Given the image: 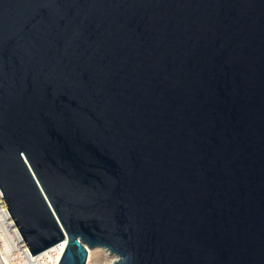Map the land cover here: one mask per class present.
<instances>
[{
    "label": "water",
    "instance_id": "obj_1",
    "mask_svg": "<svg viewBox=\"0 0 264 264\" xmlns=\"http://www.w3.org/2000/svg\"><path fill=\"white\" fill-rule=\"evenodd\" d=\"M0 194L59 264H264V0H0Z\"/></svg>",
    "mask_w": 264,
    "mask_h": 264
},
{
    "label": "built area",
    "instance_id": "obj_2",
    "mask_svg": "<svg viewBox=\"0 0 264 264\" xmlns=\"http://www.w3.org/2000/svg\"><path fill=\"white\" fill-rule=\"evenodd\" d=\"M65 241L32 254L0 194V264H55L65 251Z\"/></svg>",
    "mask_w": 264,
    "mask_h": 264
},
{
    "label": "rangeland",
    "instance_id": "obj_3",
    "mask_svg": "<svg viewBox=\"0 0 264 264\" xmlns=\"http://www.w3.org/2000/svg\"><path fill=\"white\" fill-rule=\"evenodd\" d=\"M95 250H100L101 255H99V256L92 255L91 257L89 256L88 257V262L90 264H109L111 259L115 258V256H113L110 252L106 251L103 248H95Z\"/></svg>",
    "mask_w": 264,
    "mask_h": 264
},
{
    "label": "bare ground",
    "instance_id": "obj_4",
    "mask_svg": "<svg viewBox=\"0 0 264 264\" xmlns=\"http://www.w3.org/2000/svg\"><path fill=\"white\" fill-rule=\"evenodd\" d=\"M64 246H65V248H64V250L66 249V246H67V241H65L64 242ZM105 252V251H104ZM64 253V252H63ZM103 253V252H102ZM63 255V254H62ZM92 255H96V256H99V255H101V252H100V250H95V249H91L90 251H89V256L91 257ZM115 260V258L114 259H111V261H110V263L109 264H112V262ZM59 262H60V258L55 262V264H59Z\"/></svg>",
    "mask_w": 264,
    "mask_h": 264
}]
</instances>
